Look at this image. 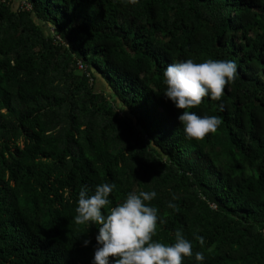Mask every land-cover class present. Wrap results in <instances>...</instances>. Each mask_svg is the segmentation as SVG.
Wrapping results in <instances>:
<instances>
[{"label": "trees", "instance_id": "trees-1", "mask_svg": "<svg viewBox=\"0 0 264 264\" xmlns=\"http://www.w3.org/2000/svg\"><path fill=\"white\" fill-rule=\"evenodd\" d=\"M24 1L0 0V264H91L97 226L72 218L102 182L113 206L157 193L153 239L179 230L203 264H264V0ZM189 58L237 66L190 109L221 120L199 140L163 96V71Z\"/></svg>", "mask_w": 264, "mask_h": 264}, {"label": "clouds", "instance_id": "clouds-1", "mask_svg": "<svg viewBox=\"0 0 264 264\" xmlns=\"http://www.w3.org/2000/svg\"><path fill=\"white\" fill-rule=\"evenodd\" d=\"M236 70L234 61L211 58L168 64L163 71V96L180 110L176 119L185 139L199 140L217 130L221 124L218 116L197 115L190 109L199 106L205 97L219 100ZM115 189V183L102 182L92 189L84 186L78 193L72 221L98 229L91 264H182L183 258L193 255L197 264H203V252L193 253L192 242L181 231L175 232L171 244L153 239L157 223H164L157 207L150 204L157 195L154 190H132L113 206L110 193ZM172 199H176L175 195ZM167 207L175 210L177 205L170 201ZM193 238L201 246L205 244L202 236L194 234ZM82 243L88 246L90 241L85 239ZM110 257L114 258L111 262Z\"/></svg>", "mask_w": 264, "mask_h": 264}, {"label": "rangeland", "instance_id": "rangeland-1", "mask_svg": "<svg viewBox=\"0 0 264 264\" xmlns=\"http://www.w3.org/2000/svg\"><path fill=\"white\" fill-rule=\"evenodd\" d=\"M2 1H4V0H2ZM12 2H13V5H14V8L15 9H20L21 8V5L22 4L24 5V3H25L24 0H12ZM37 21L40 24H43V28H44V30L47 29L48 34H52V32H54L52 26L49 23H44V21L42 19H37ZM83 68H81L79 66V70H82ZM95 83H96V80H95ZM94 87H95V90L96 91H99L100 92V90H104L106 92V94H108V95H110L111 92H112L111 91V88L106 83L105 79H103V77L101 76V74H98V81H97V84L96 85L94 84Z\"/></svg>", "mask_w": 264, "mask_h": 264}]
</instances>
